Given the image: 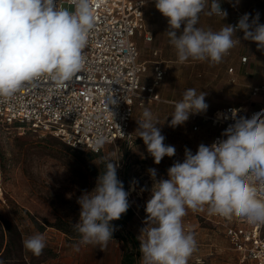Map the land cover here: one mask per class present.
Segmentation results:
<instances>
[{
	"label": "clouds",
	"instance_id": "9594fccd",
	"mask_svg": "<svg viewBox=\"0 0 264 264\" xmlns=\"http://www.w3.org/2000/svg\"><path fill=\"white\" fill-rule=\"evenodd\" d=\"M155 8L167 18L165 34L179 64L189 60L210 66L222 63L241 44L237 32L264 52V24L258 12L254 16L244 13L235 25L223 23L213 30L199 27L200 17L203 13L225 20L228 12L221 0H155ZM95 24L92 0H71L69 8L60 7V0H0V104L22 106L25 85L38 78L59 84L83 73L87 66L84 50ZM206 96L205 91L186 89L173 102L169 126L184 125L190 116L206 113ZM235 112L234 123L222 138L211 145L201 143L195 154L186 147L183 161L167 169V179H156L155 168L148 170L153 184L146 201L145 226L138 236L141 264H188L197 250L195 235L185 230L183 222L188 210L264 224V110L239 119ZM136 122L137 137L155 164L176 154L174 146L164 143L166 137L149 108L143 109ZM106 142L102 135L95 141L98 147ZM118 167L119 162L105 158L95 187L78 197L79 219L72 225L80 237L75 251L79 245L103 251L116 230L110 222L128 211L129 192L118 177ZM23 247L39 257L46 238L36 233L23 240Z\"/></svg>",
	"mask_w": 264,
	"mask_h": 264
},
{
	"label": "rangeland",
	"instance_id": "374dc122",
	"mask_svg": "<svg viewBox=\"0 0 264 264\" xmlns=\"http://www.w3.org/2000/svg\"><path fill=\"white\" fill-rule=\"evenodd\" d=\"M63 8L67 6L63 5ZM144 14L146 20L167 37V19H159L162 14L155 4ZM157 39L153 33L151 44L137 45L139 58L147 60L142 84L151 86L154 67L158 63L164 74L155 87L158 99L134 107L130 140L117 139L104 145L100 152L92 153L18 124L0 123V224L3 220L10 223L9 231H4L3 235L0 232V260L4 264H119L123 251L119 239L110 240L103 251L93 245H79L80 250L75 251L79 239L51 226L57 219L72 224L78 221L80 206L77 199L83 191L90 192L95 187L96 178L104 171L105 158L119 162L118 177L129 192V203L135 212L124 229L138 238L140 229L145 226L146 201L153 184L148 170L155 168L156 179H167V169L175 161H183L186 147L195 154L201 143L209 145L220 131L206 117L222 107L233 104L251 109L264 104L263 92L252 96L250 87L239 84L234 71H228L232 66L230 55L214 66L192 60L179 64L168 37L166 58H160L157 51L151 53L148 47L157 46ZM243 55L245 53H239L240 57ZM188 88H195L198 93L207 92L209 108L204 114L190 116L184 125L170 127L173 102L180 100ZM145 107L158 120L157 127L166 137L164 143L176 148V154L165 156L159 165L148 154L143 140L137 137L136 119ZM193 125L198 128L194 130ZM183 222L185 230L193 232L197 240V250L188 259V264H252L240 260L226 236V227L232 221L209 215L206 211L188 210ZM36 233L46 238V247L39 257L23 247V240Z\"/></svg>",
	"mask_w": 264,
	"mask_h": 264
},
{
	"label": "built area",
	"instance_id": "2783aa9c",
	"mask_svg": "<svg viewBox=\"0 0 264 264\" xmlns=\"http://www.w3.org/2000/svg\"><path fill=\"white\" fill-rule=\"evenodd\" d=\"M92 2L96 24L84 50L85 71L66 83L58 84L41 77L25 85L21 94L22 106L20 103L0 104V123L18 124L92 153L100 152L104 145L117 139L133 137L130 121L134 107L158 99L155 87L164 74L158 63L154 67L151 86L142 84L146 65L139 61L135 37L140 35L146 41L152 39L145 27L143 8L146 0L143 3L142 0ZM63 5L69 8L71 0H60V7ZM239 17L236 16L233 25ZM246 59V56L241 57L243 62ZM228 71L232 72L233 68ZM260 92L264 93V84L254 86L251 94ZM233 110H236V119L251 118L264 110V104L251 109L227 105L207 116L206 119L221 130L212 137L209 145L222 138L223 131L234 123ZM101 135L107 137V142L98 147L95 141ZM216 217L232 221L226 227V236L241 261L264 264V224L253 225L240 216Z\"/></svg>",
	"mask_w": 264,
	"mask_h": 264
},
{
	"label": "crops",
	"instance_id": "0c3cea01",
	"mask_svg": "<svg viewBox=\"0 0 264 264\" xmlns=\"http://www.w3.org/2000/svg\"><path fill=\"white\" fill-rule=\"evenodd\" d=\"M154 4H155V0H146L143 8V12L149 11V8H151V6ZM221 7L222 9H225L228 12V16L225 20H223L222 17L220 16H215V15L207 16L202 13L198 26L203 27L205 29L212 28L213 30H219L223 26V23L233 25L236 16H241L244 13H250L254 16L257 12L259 13L260 16L259 22L261 24H264L263 0H238V2L237 0H221ZM159 19L166 20L167 18L161 15ZM144 20H145L146 30L151 33L152 39L150 41H146L142 36L136 35L135 37L136 44L138 45V43H140L143 46H147L146 44H151L154 33V35L158 37L157 46L153 45L148 47V49H151V53L153 52V54L154 51L159 52L160 58L162 57L166 58L168 54L166 51L167 37L161 34L159 28L154 27L149 23L148 20H146L145 14H144ZM236 35L241 39V44H238L236 47L230 50L229 53L230 64L232 65L230 67L233 68L234 71L233 74L236 76L235 77L236 81L239 84L249 86L252 91V88L254 86L264 84V52L258 51L257 46L254 42L249 40H244L243 32H237ZM239 53H245V55H243L247 57L245 62L241 61L242 56L240 57ZM139 61L145 63V65L147 63V60H141L140 58ZM252 96H256V95H252ZM193 126H197V125H193ZM219 131L221 130L219 129Z\"/></svg>",
	"mask_w": 264,
	"mask_h": 264
},
{
	"label": "trees",
	"instance_id": "16d2710c",
	"mask_svg": "<svg viewBox=\"0 0 264 264\" xmlns=\"http://www.w3.org/2000/svg\"><path fill=\"white\" fill-rule=\"evenodd\" d=\"M134 209L130 206L125 214H122L119 220H113L110 223L115 227L113 239H119L123 244V251L120 256L119 264H141V254L139 250V240L131 231L125 230L124 225L134 217ZM72 223L57 219L51 226L61 230L71 238L80 239L79 234L74 231ZM10 230V223L3 220L0 224V232ZM1 251V244H0Z\"/></svg>",
	"mask_w": 264,
	"mask_h": 264
},
{
	"label": "bare ground",
	"instance_id": "6f19581e",
	"mask_svg": "<svg viewBox=\"0 0 264 264\" xmlns=\"http://www.w3.org/2000/svg\"><path fill=\"white\" fill-rule=\"evenodd\" d=\"M133 185V184H132Z\"/></svg>",
	"mask_w": 264,
	"mask_h": 264
}]
</instances>
